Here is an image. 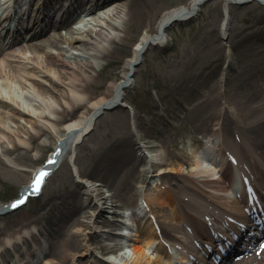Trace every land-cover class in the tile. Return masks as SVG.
<instances>
[{"label": "rangeland", "instance_id": "rangeland-1", "mask_svg": "<svg viewBox=\"0 0 264 264\" xmlns=\"http://www.w3.org/2000/svg\"><path fill=\"white\" fill-rule=\"evenodd\" d=\"M140 1L142 8L136 12L134 21H128L130 14L128 15L127 8L120 20V24L124 26L122 36L131 34L133 38L125 41L121 47L112 49L109 57L95 64L94 70L90 69V73L96 74L98 94L105 93L112 80L121 78L124 62L132 54L133 45L143 32L146 30L154 32L167 9L187 0ZM221 3L219 0H213L204 5L196 18L174 24L169 30L171 39L163 46L152 47L147 52L143 63L137 68L134 84L127 90L126 100L134 107V116H131L130 110L125 107L106 111L97 120L94 129L74 146L71 154L65 156L62 165L49 180L40 208L38 209L37 201H31L24 208L2 216L1 239L9 235L16 236L32 222L49 232L53 228L63 227L64 231L72 234L82 231L85 239L83 242L94 248L95 253L100 256L105 244L102 238L97 237L87 241L90 228L76 225L72 219L65 221V216L60 213L66 202L77 204L85 202V196L81 194L83 187L78 184L81 176L84 175L83 180L87 182L88 174L106 175L107 181L113 184L111 190L115 192L118 202H122L121 199L125 194L127 196L129 194L132 201H135L144 187L147 186L148 190L155 187L156 180L152 179L150 183L149 176L156 175L155 170L158 166L155 164L152 167L149 162L156 158L152 156L157 153V149L161 156L153 159L154 161L181 159L183 173L198 177L210 175V172H200L191 167L194 151L200 146H206L213 154L221 152L222 149L213 140L217 139L216 136L206 140L205 135L211 133L218 123L230 122L228 117L220 116L221 110L225 111L228 108L225 99H234L239 104L244 103L243 94L248 90L256 89L250 86V82H253L257 70L264 69V63H249L231 68L227 77L220 76L219 58L224 52L225 43L232 45L234 57L238 60H243L242 58L250 53L248 51L253 44L264 43V5L252 2L242 6L231 5L227 33L229 38L226 40L221 38L220 33ZM91 28L95 30L98 27L91 24ZM66 30L61 28L59 33L65 34ZM238 72L240 79L234 78ZM45 99L49 100V98ZM36 103L39 105L40 102ZM230 110L232 114L236 113L233 108ZM247 110L243 116V120L247 123H252L263 113L260 109ZM1 117L0 125L13 135L9 140L7 134L0 130V137L5 140L4 147L13 148L12 139L19 142L20 139L27 140L31 133H37L39 127L33 126L31 120L38 125L47 126L53 137L40 136L39 144L47 145V149L46 151L39 148L31 150L35 160L18 163L15 169L10 166L2 167L0 204L17 195L21 186L29 179V169L42 161L43 155L51 150L57 135L65 131L64 126L38 116L23 117L15 121L5 111ZM135 125L140 130L139 134L149 141L147 145H156L152 151L145 149V153L144 151L142 153V150L137 152L138 157L145 155L144 159L127 153L131 147H134L136 139L132 128ZM22 145V149L24 146H31L28 142ZM4 147L0 146L1 156ZM145 167L147 171L144 170ZM20 172L23 173L21 178ZM93 178H89L88 181L93 179L90 182L97 183L103 195L107 193L111 185L105 184L100 177ZM123 182L130 184L126 193L121 187ZM96 206L95 202L85 206L77 215V219L91 224L100 211V209L96 210ZM157 208L160 214H164L163 208ZM77 256L81 262L92 264L93 258L89 259L86 254L80 253ZM54 260L60 263L58 259ZM40 264H49L47 257ZM95 264L101 263L95 262Z\"/></svg>", "mask_w": 264, "mask_h": 264}, {"label": "bare ground", "instance_id": "bare-ground-1", "mask_svg": "<svg viewBox=\"0 0 264 264\" xmlns=\"http://www.w3.org/2000/svg\"><path fill=\"white\" fill-rule=\"evenodd\" d=\"M8 1L3 0L2 4L5 5ZM199 1L201 0H188L186 3L169 8L163 13L155 32H150L149 30L143 32L133 47L132 55L125 60V69L122 77L118 81H112L105 93L98 94L97 91L99 89L96 87L98 84L95 81L96 74L90 73V69H94L97 61L109 57L112 49L115 50L121 47V44L133 38L131 34H127L124 37L118 36L120 32L124 31V28L122 29L118 26L116 21V19L122 18L123 8L120 0H115L113 2L114 7L108 12H104L103 15H99L96 18L94 17L98 27L95 30L91 29L88 23L85 24V28H71L69 27L70 20H66L60 24V26L68 27L65 35L57 31L50 32L51 28L57 30L60 27L51 26L38 30L27 38L18 40L15 47L0 55V84L5 85V89L0 88V93L4 95L0 97V107L10 110L15 120H19L21 117H31L32 113L29 107L28 109H22L17 99L12 98L18 106L5 97V95H11L12 89L15 87L19 89L21 94H26L29 100L43 99L44 103L41 104L44 106L39 116L54 121L58 125L65 126L66 132L59 138L64 146H73L77 139L95 126L96 113L104 106L111 107L113 103L119 100L123 90H127L131 76L128 73L142 52L148 50L151 46H160L167 39L166 30L163 29L164 25L176 18L180 20L188 19V17L194 18L197 15L196 11ZM223 1L225 2V12L230 15L229 5L233 4L234 1ZM251 1L264 4V0ZM8 5H11V3ZM141 8L142 3L140 0H130L128 6L129 22L135 20V14ZM222 26V33H227L228 22L226 18ZM75 31L77 35H74ZM149 40L150 43L147 44ZM257 71V79H253V82H250L251 87L257 88L252 91L248 90L243 94V97H245L243 104H239L234 99H226L225 102L228 104V109L225 111L221 110L220 116L228 117L231 123L223 121L219 124L217 132L220 135V145L224 148L222 155H225L226 149H232L239 154H250L253 159L251 161V169H248L249 174L258 185L264 187V152L259 153L257 151V144L259 142L264 143V70ZM239 74L238 72L236 76L234 75V78L240 79ZM91 88L93 91H91ZM45 98H49V100ZM230 107H234L237 110V115L232 114ZM247 109H260L263 110V113L256 117L252 123H247L243 120V116L248 111ZM1 113H3V110L0 109ZM34 113L37 114L38 112L35 110ZM1 121L2 117L0 115V123ZM30 122L33 126L38 125L35 121L31 120ZM0 130L7 134V138H13V135L1 125ZM51 134L47 127L39 126L38 132L31 133L28 140L21 139L18 142L14 139L12 141L13 148L4 147L5 140L0 137V146L4 147L2 149L3 155H0V166L3 165L0 170L5 166L15 169L18 163L35 160V156L31 154L29 147L22 149V143L24 144L28 141L33 148L46 151L47 145H40L38 139L42 135ZM135 134L138 136V131L135 130ZM236 135H239L240 138L237 139ZM127 153L134 156V151L131 149ZM203 154L204 152L201 149L196 150L193 168L208 172L210 169L204 166L206 164L205 160L201 158ZM224 164V161H221L216 167L211 166V174L216 176L217 170L219 167L224 168ZM164 166H167L168 170L164 169ZM159 167L158 176L164 188L157 184L156 187L147 190L146 193L144 192L142 197L148 206L153 207V212H155L157 206L159 208H168L169 213L165 217L161 218L158 215L160 217L159 221L163 225L164 234L169 237L170 229L177 227V223L185 217L193 221L195 230L202 234L206 233L204 220L199 213L202 216L210 213L215 216L220 209H226L228 203H226L227 199L223 197V193H227L230 196L233 193L232 190L230 191L227 188L224 181L193 177L182 173V162L179 159L166 161L164 164L161 163ZM32 171L31 169L29 174ZM230 173L231 170L224 168V176H228ZM19 176L21 178L23 173L20 172ZM89 177H100L105 184H110L106 179V175L89 174ZM110 185V188L113 189V184ZM129 185L127 182L122 183L123 192L130 188L128 187ZM96 186V184L93 187L92 185H84V192L88 195L91 202L97 195L101 194ZM103 198H105L103 203L110 202L111 205L109 207L108 205L103 206V210L96 215L91 224L77 219V215L82 212V207L79 205L69 204L68 208L65 207L67 211L64 214L65 221L72 219L76 225L90 228L88 241L104 232V230L100 229V226L101 223L108 220L105 209H113L116 206L115 193L110 192V194L104 195ZM234 202L230 205L236 206L233 205L236 203ZM150 221L148 219L145 220L143 228H140L135 233L132 253L126 258V262L130 261L133 264H175L170 260L172 256L168 252L167 247L162 242H157L161 237L157 234L152 221ZM26 232L32 233L31 231ZM181 236H184L183 240L173 243V246L181 245L182 249L190 248L191 244L188 242L190 234H181ZM83 240L85 239L82 231L72 234L64 231L63 227L54 229L50 240V264H86V262L78 260L79 256L77 255L80 253L94 258L93 260L103 262L95 254L94 248L85 244ZM35 245L37 250H39L37 242H35ZM150 248L154 250L155 255L150 253ZM4 251L0 248L2 264H25L32 257L31 255L23 256L21 251L5 255ZM175 252L180 258V251L175 250ZM5 258L9 260L7 261ZM54 259H58L60 263ZM255 259H248L242 264H254ZM183 262L184 260L182 263L180 260V264H183ZM257 264H264V252Z\"/></svg>", "mask_w": 264, "mask_h": 264}]
</instances>
